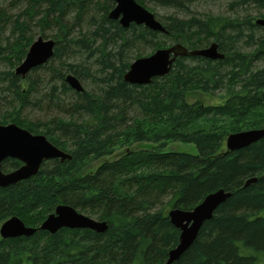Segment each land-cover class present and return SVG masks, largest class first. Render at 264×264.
I'll return each mask as SVG.
<instances>
[{
    "label": "trees",
    "instance_id": "obj_1",
    "mask_svg": "<svg viewBox=\"0 0 264 264\" xmlns=\"http://www.w3.org/2000/svg\"><path fill=\"white\" fill-rule=\"evenodd\" d=\"M18 1L26 6L0 38L9 65L0 71V124L45 134L72 159L46 161L32 178L0 186V226L18 216L39 227L69 204L108 229L0 234V264H165L180 237L169 211L193 209L219 189L232 194L172 264H264V136L239 150L226 146L232 132L264 128V26L256 22L264 0H233V15H192L201 0H150L173 11L156 15L165 33L122 26L109 17L115 0ZM5 15L0 6V22ZM34 24L56 40L55 51L23 78L15 68L35 40ZM168 41L188 50L217 42L225 58L180 56L150 84L125 81L133 56ZM67 74L84 90L73 89ZM216 93L218 103L202 98ZM36 106L56 113L33 119L27 110ZM175 141L198 152L166 150ZM21 165L9 158L2 167Z\"/></svg>",
    "mask_w": 264,
    "mask_h": 264
},
{
    "label": "water",
    "instance_id": "obj_2",
    "mask_svg": "<svg viewBox=\"0 0 264 264\" xmlns=\"http://www.w3.org/2000/svg\"><path fill=\"white\" fill-rule=\"evenodd\" d=\"M109 17L119 20L122 26L128 28L132 23L145 25L148 28L167 32L166 27L155 14L137 0H115V6L110 10ZM257 24L264 26V18H259ZM56 40L39 36L35 39L26 54L25 59L15 68V73L26 77L34 68L47 63L54 55ZM202 56L210 59H224L225 54L219 49L217 42L199 49L188 50L182 44L159 48L153 53L141 56L132 61L124 79L131 84H150L155 77L168 75L177 57ZM67 83L77 91H83L80 80L73 74L66 75ZM264 136V128L241 130L230 133L226 138V146L230 151L239 150L260 140ZM9 158L18 159L22 165L11 171L3 170V162ZM61 161L72 159V155L51 142L45 134H36L16 123L0 124V186L7 187L27 180L37 175L44 162L52 159ZM230 191L219 189L208 194L193 209L173 208L169 217L175 227L180 229L178 244L169 252L166 264L177 261L183 253L195 242L203 224L210 220L215 210L230 196ZM63 227L89 228L97 232L108 229L105 221L95 220L69 204H60L50 213L43 224V230L56 233ZM36 228L27 226L18 216L7 219L0 226L3 238L31 236Z\"/></svg>",
    "mask_w": 264,
    "mask_h": 264
},
{
    "label": "rangeland",
    "instance_id": "obj_3",
    "mask_svg": "<svg viewBox=\"0 0 264 264\" xmlns=\"http://www.w3.org/2000/svg\"><path fill=\"white\" fill-rule=\"evenodd\" d=\"M232 2L233 0H201V1L194 3L195 6H193L192 9L195 11V14H192V15H199L203 13L204 14L205 13H216V14L233 15L234 11L233 9H231L233 7L231 6ZM0 6L4 8V11L6 14L5 15L6 17H4L2 22H0V38H4V37L9 36L11 28H12L13 20L16 18L17 15H19L18 13H20L25 8L26 3H24L23 1H18V0H0ZM144 6L147 7L150 11H152L155 15H157L159 19L162 18V14H166L167 12L169 13L173 12L170 9L165 10L160 7H156L150 0H147ZM237 10L239 11L238 8ZM250 11L252 12L251 13L252 15L256 16V18L261 17L257 15L256 10L250 9ZM179 15L181 17L183 16V14L181 13H179ZM30 33L33 34L35 39H37L39 35L41 34L40 27L36 26L35 24L32 25ZM171 45H173V43L168 41L166 47H169ZM154 51H152V48H147L144 51L146 52V54L142 56L149 55L153 53ZM136 58L137 57L133 56V60ZM8 69H9V65L0 59V71H4ZM202 98L206 100L207 103H210V102L218 103L221 101L222 94L221 93L207 94V95L202 96ZM55 113H56L55 111L48 112L46 111V109L41 110L40 107L38 106H36L33 109L27 110V114L31 116L33 119H37V118L49 119L50 117L54 116ZM39 134H42V133H39ZM166 150L185 151V152H189L192 154H196L198 152V149L194 143H187V142H181V141H175V142L169 143V145L166 147Z\"/></svg>",
    "mask_w": 264,
    "mask_h": 264
},
{
    "label": "bare ground",
    "instance_id": "obj_4",
    "mask_svg": "<svg viewBox=\"0 0 264 264\" xmlns=\"http://www.w3.org/2000/svg\"><path fill=\"white\" fill-rule=\"evenodd\" d=\"M258 19H259V18H258ZM258 19H257V20H258ZM257 20H256V21H257ZM166 30H167V29H166ZM162 33H164V32H162ZM253 129H256V128H253ZM209 194H210V193H209ZM78 211H79V210H78ZM215 211H216V210H215ZM79 212H80V211H79ZM81 213H82V212H81ZM214 213H215V212H214ZM83 214H84V213H83ZM85 215H86V214H85ZM87 216H88V215H87ZM12 217H13V216H12ZM47 217H48V216H47ZM89 217H90V216H89ZM91 218H92V217H91ZM20 219H21V218H20ZM93 219H94V218H93ZM45 220H46V219H45ZM45 220H44V221H45ZM95 220H96V219H95ZM5 221H6V220H5ZM5 221H4V222H5ZM44 221H43V222H44ZM4 222H3V223H4ZM43 222H42V224H43ZM105 222H106V221H105ZM171 222H172V221H171ZM3 223H2V224H3ZM106 223H107V222H106ZM42 224H41V225H42ZM172 224H173V223H172ZM41 225H40V226H41ZM173 225H174V224H173ZM40 226H39V227H32V228H36V229H37L36 232H37L38 230H43V229L40 228ZM107 226H108V224H107ZM29 227H31V226H29ZM63 228H68V227H63ZM61 229H62V228H61ZM71 229H81V228H71ZM59 230H60V229H59ZM45 231H48V230H45ZM48 232H49V233H52V232H50V231H48ZM52 234H53V233H52ZM32 235H33V234H32ZM1 236H2V235H1ZM172 249H173V248H172ZM169 252H170V251H169ZM168 258H169V255H168ZM167 260H168V259H167ZM165 264H166V262H165Z\"/></svg>",
    "mask_w": 264,
    "mask_h": 264
}]
</instances>
